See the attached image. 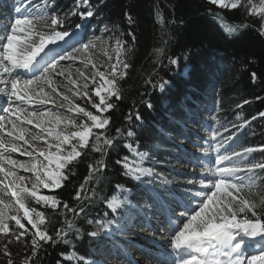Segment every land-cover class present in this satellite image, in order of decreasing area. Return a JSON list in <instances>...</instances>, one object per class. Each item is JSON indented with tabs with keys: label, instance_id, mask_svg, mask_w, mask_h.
Masks as SVG:
<instances>
[{
	"label": "snow or ice",
	"instance_id": "1",
	"mask_svg": "<svg viewBox=\"0 0 264 264\" xmlns=\"http://www.w3.org/2000/svg\"><path fill=\"white\" fill-rule=\"evenodd\" d=\"M32 2L28 0V5ZM206 2L219 9H241L247 16L257 17V32L264 37V0ZM28 5L15 7L17 17L14 22L0 24V256L4 257L0 264H16L11 251L13 245L21 246L16 253L18 256L24 248L28 249L20 264H36L44 245L54 240L47 231L45 212L31 206L30 201L53 211L62 205L68 212L76 214L74 208L57 196L41 194L40 186L49 191L63 188L64 181L75 175L70 167L74 161L87 156L89 151L103 154L105 146H113V139L107 135L111 117L105 113L117 107L113 98L116 101L122 99L118 81L127 77L131 67L125 58L131 48L120 39L115 40L111 51L107 41L97 37L72 51L51 54L50 46L60 41L67 43L66 38L73 35L65 28L70 16L87 19L97 14L92 10L90 0H75V8L63 17L51 11L56 0H43V7L30 8ZM82 7L86 10L80 11ZM125 17L129 24L134 23L130 13L126 12ZM76 27L79 29L81 25ZM246 27V24L237 25L225 31L231 37ZM105 31H109L107 26ZM132 38L135 40V36ZM97 48L103 50L106 62L98 63L95 59ZM112 53H115L114 61ZM62 61L71 63L65 66ZM170 62L178 63L176 59ZM77 63L83 70L77 67L74 79L72 65ZM61 77L63 81L58 80ZM251 79L256 81L255 72L251 73ZM159 87L163 90L164 83ZM76 100H83L95 109V113ZM47 104L66 109L72 115L37 108ZM260 116H264V112ZM136 119L140 117L137 115ZM248 123L250 121L232 127L243 129ZM225 131L230 130L225 128ZM220 135L212 131L210 140L216 141ZM127 136L132 137L133 132L128 131ZM225 139L231 140L232 136ZM221 146L218 144L213 148L209 144L208 148L201 149L204 156H210L214 150V161L200 169L202 178L186 181L192 187L184 189L187 202L183 203L179 217L173 219L169 215L170 247L175 252L172 264H264V160L257 161L252 157L257 151L264 152V146H245L224 152L220 151ZM127 147L133 150L131 144ZM12 153L27 157V160L13 159ZM135 155L142 163L147 153L135 152ZM103 166L101 160L89 163V177L85 181ZM123 167L124 175L141 183L144 177H153L151 169L139 164L133 166L127 156ZM18 170L32 174L31 188L26 185L29 177L19 175ZM161 183L168 185L171 181L165 179ZM148 191L153 199H160V193L155 189ZM83 192L82 183L74 199L81 200ZM170 194L174 195V192ZM122 206L116 198L108 202L112 212ZM112 223H101L100 230L89 231L87 236L97 238L101 231H111ZM72 227L67 223V228ZM76 233L75 238L81 239L79 229ZM68 235L65 229H57L55 238L67 245ZM65 259H75L77 264H92L84 255ZM57 264L61 262L57 261Z\"/></svg>",
	"mask_w": 264,
	"mask_h": 264
},
{
	"label": "trees",
	"instance_id": "2",
	"mask_svg": "<svg viewBox=\"0 0 264 264\" xmlns=\"http://www.w3.org/2000/svg\"><path fill=\"white\" fill-rule=\"evenodd\" d=\"M23 1L28 3V0ZM90 3L97 14L87 18L84 23L80 22L78 16H70L65 28L73 32L77 24H83L85 28L94 26L97 34H112L111 39L125 41L126 47L131 48L125 57L131 67L127 70V77L118 81L122 99L116 101L114 98L117 107L107 114L111 117L107 135L113 139V146H105L103 154L89 151L87 156L73 162L70 167L75 175L64 181L63 188L50 193L40 191L41 194L55 195L62 202H67L70 208L76 210V214L68 212L62 205L55 211L36 205L45 212L47 231L54 237L53 242L44 245L36 264H51L57 252L73 250L83 255L81 249L87 233L100 230L101 225L96 222L108 224L104 215L111 198L123 204L119 217L113 219V225L109 226L121 236L126 215L138 210L136 192L146 194L145 185L149 182L145 177L141 183L124 175L123 160L126 156L133 166H151L147 160L140 163L124 150L127 130L136 122L137 115L145 124L142 127L144 133L141 134L142 146L151 151L156 142L161 145L169 142L166 135L158 133L159 130H174L173 126L178 125L186 111H194L198 115V99L207 95L214 105L211 115L200 124L207 132L211 134L217 131L222 134L218 137L224 139L231 135L232 139L226 140L230 150L264 146V116H260L264 112V37L257 32L258 19L247 16L241 9H217L203 0H90ZM31 6L43 7V0H33ZM73 8L75 0H56V6L51 11L63 17ZM126 12L132 15L134 23H128ZM245 24L248 27L240 29L238 35L230 37L226 34L228 27ZM106 26L109 29L107 32ZM175 58L184 60L188 66L185 80L169 77L170 61ZM252 72L257 74L255 82L251 79ZM164 82L169 84L165 96L169 102L168 106L162 108L159 104V85ZM129 116L131 119H128ZM192 121L185 124L191 125ZM245 121L250 123L243 129L232 127ZM117 128L120 129L119 133L116 132ZM225 128L230 131H225ZM252 157L257 161L264 160V152L257 151ZM96 160H101L104 166L85 181L89 177L88 164ZM118 160L122 163L117 164ZM82 183L84 192L81 200L77 201L74 196ZM117 188L127 189L131 194L118 192ZM156 192L162 194L159 189ZM147 201L151 202L149 198ZM34 203L30 201L31 206ZM67 223L73 227L67 228ZM89 224H95V229H90ZM57 229L68 231L67 245L55 238ZM77 229L81 239L75 238ZM97 240L109 244L112 240L110 231H101ZM20 248V245L11 248L16 264H20L23 255L28 252L24 248L19 256L16 255ZM84 256L92 264L97 263L90 253ZM3 260L4 257L0 256V262Z\"/></svg>",
	"mask_w": 264,
	"mask_h": 264
},
{
	"label": "rangeland",
	"instance_id": "3",
	"mask_svg": "<svg viewBox=\"0 0 264 264\" xmlns=\"http://www.w3.org/2000/svg\"><path fill=\"white\" fill-rule=\"evenodd\" d=\"M203 1L206 2V0ZM24 5H28V3L23 1L21 4V0H0V24H10L14 22V19L17 17L15 7H23ZM28 6L30 8L32 7L31 5ZM214 7L219 9L216 6ZM81 9L86 10L83 7ZM254 18L258 19L257 17ZM78 19L83 23L86 20L80 19L79 16ZM94 30V26L85 28L82 24L79 29L76 28L73 32H71L73 35L70 38H66L67 43L60 41L57 45L50 46L51 49L54 48L51 54L55 55L56 53L64 50L72 51L74 47H79L82 43L95 40L97 37H102L105 41H107L109 51H111L115 45V40L111 39L113 35L108 34L104 36L103 33L97 34ZM112 55L114 61L115 53H112ZM95 59L98 63L107 61V57L104 55L101 48H97L95 50ZM175 59L178 63L175 65L171 63L169 68V77L173 80H185L188 76V66L184 60H180L178 58ZM61 63L67 66L71 62L62 61ZM77 67L83 70V66L79 63L72 65L74 79L77 75L75 72ZM58 80L63 81V78H58ZM168 87V82H164L163 90L159 87V104L162 108L168 106L169 101L165 98ZM60 90L65 91L63 88ZM96 99L98 100V98ZM198 101L199 103H197L196 109L197 111L199 110L198 112L200 113L197 115L194 111H186L184 117L179 120L178 125L176 127L173 126L174 130H159L158 133L160 135H166V139L169 140V142L164 145L156 142L151 151L145 150L146 147H143V142H141V139H143L141 134L144 133L142 127L145 124L141 120H136V122L128 128L127 132L132 131L133 136L129 137L126 134L127 141L124 145L125 152L138 160L139 158L135 155V152L147 153L144 161L147 160L148 163H151V166L148 168L152 170L153 177H145L149 179V182L145 185L147 187L146 194L136 192L139 205L138 210L131 211L129 215H126L125 220L123 221V227L121 228V236H118V232L111 230L110 235L112 236V240L109 244H104L98 241L97 238H86L83 249H81V253L83 255L85 253L93 255L95 260H97L96 264H138V257L134 254L145 256L143 253L146 252L150 254L147 256V259H152L154 264H172V258L175 256V252L170 247V233L172 229L169 226V215L171 214L173 219L179 217V211L181 210L183 203L187 202L184 189L192 187L187 185L186 181L188 179L202 178L200 169L205 167L209 162L214 161L215 158L216 153L214 150L211 151L210 156H204L201 149L208 148L209 144H211L213 148L218 144H222L220 147L221 152H224L225 149L230 150L226 139L217 137L216 141H211L210 132H207L206 128H204L203 125H200L203 124V121L211 115V112L214 110V105L212 104L210 97L205 95L204 97L199 98ZM0 102H2V100H0ZM76 103L81 104V106L88 107L90 111L95 113V109H92L90 105H86L83 100H76ZM37 108H42L43 110L51 109L52 111H59L70 116V113H68L66 109L53 107L52 104L37 106ZM107 114L108 113H105V115ZM190 120H193L191 125L185 124ZM28 127L31 128V126ZM32 130L37 131V129ZM149 133L152 134V132ZM129 144L132 145L133 150H130L127 147ZM11 155L13 159L20 161L27 160V157L20 156L18 153H12ZM18 174L29 177V180L26 181V185L31 188L34 181L32 174L26 173L23 170H18ZM165 179L171 181V184H162L161 181ZM149 188H153L155 191L156 189L161 190L162 194L160 195V199H153L151 192L148 191ZM141 190L145 189L141 188ZM40 191L44 193L52 192L48 189H44L42 186H40ZM117 191L124 192L127 195L131 194L129 190L123 188H117ZM171 192H174V195L170 194ZM148 198L151 200L150 203L148 202L149 200L147 201ZM112 199L113 198L109 199V201ZM36 205L37 204L35 203L32 204L34 207H36ZM106 209L107 212L104 215V218L107 222L113 221V219L119 217V211H121L120 209L116 212H112L108 208V203L106 204ZM37 210L40 211L38 208ZM24 223H26V221H24ZM96 224L101 225V223L98 222H96ZM89 225L90 229H95V224ZM160 243L164 245L162 246L163 248L159 247ZM166 244H168V246ZM133 249H137V252H133ZM130 252L132 253L130 254ZM165 255H171L172 258L164 259L163 256ZM67 256L78 257L80 255L73 250L62 253L57 252L54 253L51 264H57V261H60L61 263L69 262L77 264L75 259H65Z\"/></svg>",
	"mask_w": 264,
	"mask_h": 264
},
{
	"label": "bare ground",
	"instance_id": "4",
	"mask_svg": "<svg viewBox=\"0 0 264 264\" xmlns=\"http://www.w3.org/2000/svg\"><path fill=\"white\" fill-rule=\"evenodd\" d=\"M54 49V48H53ZM167 246H168V244H166ZM162 246H164V245H162V243H160L159 244V247H161V248H163ZM169 248V247H168ZM165 249V248H164ZM167 249V248H166ZM133 252H137V249H133ZM144 252V251H143ZM143 252H141V253H143ZM132 252H130V254H131ZM145 256H142V255H140V254H134V255H137V257H138V259H137V261H138V264H154V261L152 260V259H150V260H148L147 259V256H149L150 254L148 253V252H146V253H143ZM161 256V255H160ZM129 257H130V255H129ZM146 257V258H145ZM164 257V259H167V258H172V256L171 255H165V256H163ZM174 257V256H173ZM173 259V258H172ZM152 260V261H151Z\"/></svg>",
	"mask_w": 264,
	"mask_h": 264
}]
</instances>
